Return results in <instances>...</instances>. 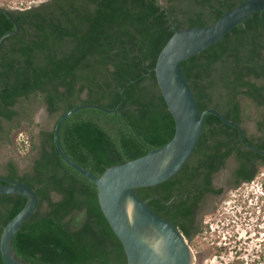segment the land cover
<instances>
[{
  "label": "trees",
  "instance_id": "trees-1",
  "mask_svg": "<svg viewBox=\"0 0 264 264\" xmlns=\"http://www.w3.org/2000/svg\"><path fill=\"white\" fill-rule=\"evenodd\" d=\"M33 1L38 3L30 5ZM168 1L179 5L167 6L176 26L189 28L211 24L243 0ZM0 6L11 9L19 28L0 50V133L4 123L29 118L20 102L36 99L49 116L58 117L79 104L114 109L123 91L114 113L87 107L64 119L58 138L71 160L100 176L109 166L172 138V116L154 73L147 71L173 33L156 0H0ZM174 12L182 14L181 21ZM12 29L14 24L0 11V36ZM180 66L200 111L211 107L239 123L241 100L246 99L260 109L257 125L264 131V11ZM253 145L264 149V140ZM33 147L37 154L28 170L18 173L12 160L4 169L8 177L32 187L38 199L12 238L15 255L30 264H125L122 245L100 210L96 185L59 156L53 130H42ZM231 154L238 162L233 174L253 181L256 160L264 163V157L244 148L234 127L208 113L184 166L168 180L135 192L176 226L198 194L220 191L210 180ZM259 188L264 194V180ZM25 201L20 195L0 194V234Z\"/></svg>",
  "mask_w": 264,
  "mask_h": 264
},
{
  "label": "water",
  "instance_id": "water-1",
  "mask_svg": "<svg viewBox=\"0 0 264 264\" xmlns=\"http://www.w3.org/2000/svg\"><path fill=\"white\" fill-rule=\"evenodd\" d=\"M158 5L166 12L173 33L159 51L153 72L161 96L172 116L174 133L170 140L146 154L111 165L100 176L71 160L60 146L58 132L66 117L82 108H96L106 113L114 109L100 104H79L57 117L53 130L54 145L59 156L72 168L92 181L97 188L100 210L122 245L125 264H190L189 248L180 231L167 219L154 212L136 192V188L159 184L174 176L188 161L204 128L206 114L215 115L222 123L236 129L240 144L259 155L264 150L248 143L239 124L225 119L209 107L199 110L180 63L220 41L236 25L253 13L264 11V0H243L225 10L208 25L178 28L161 0ZM11 9L0 6L14 24V29L0 36V50L4 40L17 33L18 23ZM0 194H16L26 201L23 207L3 226L0 234V256L3 264H30L19 259L12 249V238L21 224L35 211L37 195L26 183L0 175Z\"/></svg>",
  "mask_w": 264,
  "mask_h": 264
},
{
  "label": "flooded vegetation",
  "instance_id": "flooded-vegetation-1",
  "mask_svg": "<svg viewBox=\"0 0 264 264\" xmlns=\"http://www.w3.org/2000/svg\"><path fill=\"white\" fill-rule=\"evenodd\" d=\"M162 3L167 9V6L177 7L178 5V2L168 0H162ZM174 14L176 19L182 20V14L175 12ZM42 106L47 113L43 103ZM244 116L245 114L242 112L237 124L244 130L245 137L252 142V145L258 144L260 140H264V131L258 127L257 121H255V132L248 135L244 126ZM42 130L47 129L39 130L37 146ZM36 154L37 151L35 150L34 156ZM262 156L264 157V155ZM10 160L12 159H7L0 164L1 176L8 177L4 169ZM230 161L233 162V168L224 177L227 164ZM256 162L257 166L262 163L261 159H257ZM237 165L238 162L234 154L228 156L224 165L212 175L210 180V186L214 190L220 191H206L198 194L195 198V206L185 210L184 214H180L177 218L175 227L180 231L189 248L190 264H260L261 262L260 252L263 253L264 249L263 217L258 218L261 212L258 215H253V211L238 209L236 207L238 198L227 191V189L238 186L240 183L251 182H243L241 177L233 174ZM16 166L18 173H21L29 169L31 162L25 169H20L17 164ZM220 175L223 176V180L217 178ZM254 216L257 217L254 218Z\"/></svg>",
  "mask_w": 264,
  "mask_h": 264
},
{
  "label": "rangeland",
  "instance_id": "rangeland-1",
  "mask_svg": "<svg viewBox=\"0 0 264 264\" xmlns=\"http://www.w3.org/2000/svg\"><path fill=\"white\" fill-rule=\"evenodd\" d=\"M162 1V0H161ZM38 1L30 2V5L37 4ZM241 103L244 107V126L248 135H252L255 132V121L260 117V109L251 104L248 100L242 99ZM19 106L26 114H29V118H23L19 123L15 122L13 125L4 123V132L0 136V164L7 160L12 159L20 167L25 169L31 162L34 156V147L37 143V134L41 129L51 130L57 115L49 116L45 112L42 103L36 99H32L29 102H20ZM24 142V146L20 145V142ZM233 168V162L230 161L227 164L224 177L228 175L230 169ZM258 177L250 183H240L238 186L227 189L230 193L237 197L236 207L238 209H247L253 211V215L260 213L258 218L263 217L264 223V195L259 192V182L264 180V163L257 166ZM217 178L223 180V176L220 175ZM257 216H254L256 218ZM264 232V228L262 230ZM264 240V235H262ZM260 252L261 262L264 264V249Z\"/></svg>",
  "mask_w": 264,
  "mask_h": 264
},
{
  "label": "built area",
  "instance_id": "built-area-1",
  "mask_svg": "<svg viewBox=\"0 0 264 264\" xmlns=\"http://www.w3.org/2000/svg\"><path fill=\"white\" fill-rule=\"evenodd\" d=\"M259 175L257 174V176L255 177V178H257ZM254 181V180H253ZM253 181H251V182H253ZM259 192H260V194L261 195H264L262 192H261V190H260V188H259Z\"/></svg>",
  "mask_w": 264,
  "mask_h": 264
}]
</instances>
